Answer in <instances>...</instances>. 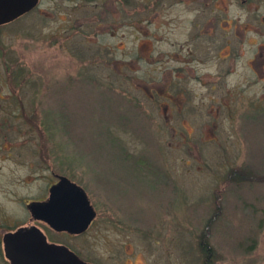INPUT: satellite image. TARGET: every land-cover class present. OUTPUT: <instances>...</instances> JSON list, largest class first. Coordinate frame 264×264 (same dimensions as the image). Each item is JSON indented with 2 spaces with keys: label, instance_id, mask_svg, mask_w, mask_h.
Returning <instances> with one entry per match:
<instances>
[{
  "label": "rangeland",
  "instance_id": "374dc122",
  "mask_svg": "<svg viewBox=\"0 0 264 264\" xmlns=\"http://www.w3.org/2000/svg\"><path fill=\"white\" fill-rule=\"evenodd\" d=\"M67 2L41 0L0 26V264L3 232L25 220L24 199L43 192L52 171L81 183L116 222L105 225V240L148 244L147 264H205L204 241L214 264H264V80L249 68L246 83L232 75L229 102L166 114L143 98L136 110L131 98L141 92L109 79L116 74L96 59L104 41L129 46L128 28L67 40ZM217 3L223 18L247 22L249 39H261L264 0ZM98 6L85 7L88 19L108 11ZM90 73L109 84L87 82ZM88 235L97 257L106 245L92 244L96 229Z\"/></svg>",
  "mask_w": 264,
  "mask_h": 264
},
{
  "label": "flooded vegetation",
  "instance_id": "af4514ba",
  "mask_svg": "<svg viewBox=\"0 0 264 264\" xmlns=\"http://www.w3.org/2000/svg\"><path fill=\"white\" fill-rule=\"evenodd\" d=\"M67 1V40L72 39L75 34L94 40L99 34L115 37L122 28H128L129 46L104 41L103 44L109 43L104 46L108 49L102 55L97 53L96 59L116 74L114 79L108 77L109 79L118 84L127 82L135 91L141 92L131 98V101L134 99L131 102L134 109L138 100L143 98L160 102L166 114L175 105L178 112H185L188 102H229L232 75L242 73V79L246 83L249 68L258 75L257 80H264V31L255 29L262 37L250 40L249 24L245 22L246 27H237V24L223 18L218 13L220 6L217 0H130L128 9L123 8L120 0H111L114 10L110 8L109 0ZM242 2L246 4L248 0ZM88 4L99 5L100 9L108 7V11L100 10L88 19L85 9ZM123 12L127 18L121 20ZM27 13L8 23L17 21ZM262 19L264 21V16ZM234 37L240 39L236 41ZM86 81L96 85L109 84L91 73ZM167 119H171V116L167 115ZM60 175L66 174L52 171L46 189L35 197L24 199L27 210L25 220L3 232V247L7 232L35 225L47 242L64 246L65 250L73 252L83 263L147 264V257L143 255L148 253V244L137 248L134 240L129 238L126 242L122 236L107 239L109 242L105 240V225L116 222L106 221L104 211L93 203L95 215L81 231L58 230L44 217L33 215L28 204L32 201L49 200L51 186L60 180ZM68 178L75 181L69 176ZM93 229L101 235V241L97 240L92 244H96L97 248L101 243L106 245V250L97 254V257H93L95 254L89 251L88 234ZM161 243L166 246V242ZM207 243L208 241L198 243V249L200 245L203 246L205 264H214L212 247ZM3 259L6 264H11L5 252Z\"/></svg>",
  "mask_w": 264,
  "mask_h": 264
},
{
  "label": "water",
  "instance_id": "95a60500",
  "mask_svg": "<svg viewBox=\"0 0 264 264\" xmlns=\"http://www.w3.org/2000/svg\"><path fill=\"white\" fill-rule=\"evenodd\" d=\"M39 0H0V25L27 13ZM51 186L47 201L28 204L34 216L44 217L58 230L81 231L95 215L88 193L66 175ZM62 245L49 243L35 225L19 227L4 235V252L11 264H90L83 263Z\"/></svg>",
  "mask_w": 264,
  "mask_h": 264
}]
</instances>
